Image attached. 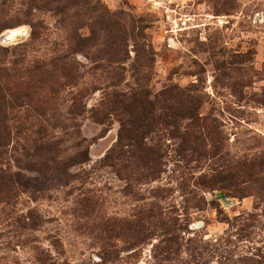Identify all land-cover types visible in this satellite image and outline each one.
<instances>
[{"label":"rangeland","instance_id":"1","mask_svg":"<svg viewBox=\"0 0 264 264\" xmlns=\"http://www.w3.org/2000/svg\"><path fill=\"white\" fill-rule=\"evenodd\" d=\"M60 4L0 0L17 95L0 114V264H264V0H90L102 21ZM138 79L150 100L170 87L196 100L145 127L155 179L105 160L129 120L108 96ZM176 237L178 252H156Z\"/></svg>","mask_w":264,"mask_h":264},{"label":"trees","instance_id":"2","mask_svg":"<svg viewBox=\"0 0 264 264\" xmlns=\"http://www.w3.org/2000/svg\"><path fill=\"white\" fill-rule=\"evenodd\" d=\"M57 2L62 3L60 4L61 6H58V8H56L58 11L63 12L73 7H77L81 10L84 9L85 12L83 15L90 11L96 13L95 20H104L105 14H98V10L95 6L89 7L90 0H57ZM129 22L132 24V21L129 20ZM121 23V19H115L112 24V29L114 30L115 27L120 26ZM118 30L120 32H115L114 30L113 35L111 36L112 41L119 42V45L124 46L128 30L125 28V26ZM130 32L134 33V27L130 30ZM138 36L135 39L137 55L142 56V62L140 61V64H144L143 66H146L148 68V70L146 71L147 73H149L153 60L152 49L149 44L142 42L143 36L141 32H139ZM138 39L140 41H138ZM0 51L4 52L6 50L0 48ZM39 69L41 68H38V70ZM5 71L6 70L4 68L0 67V114H3L2 107L4 108L9 105L10 101L15 100L17 96L16 93H14L13 87H11L8 83L2 81L4 78L11 79ZM146 71L143 72L142 70H137L136 72H138L139 74L143 72L142 74H144V76L142 78L146 80L148 76V74H146ZM68 77L72 78L70 75H68ZM114 85L115 84H113V86ZM150 95L151 92L143 84H141L140 79H138L136 87L130 89L126 93H122L121 91L115 89L109 94L107 100L108 105L112 108L116 107V105H121L126 110V114L129 115L127 116L129 120L126 126L122 124L123 126L121 128L120 138L118 142L119 145L116 147V149H113L110 154L106 156L105 160L107 162L110 161L111 163L119 164L128 172H130L132 164H135L139 169H141V173L145 170H149L148 172L145 171L146 177L155 179L156 173L151 170L150 164L153 161H156V153L152 149L145 148L142 144L145 127L149 126V124L151 123H154L157 118H165L170 112L169 105L171 103H176L177 105L187 104V106H189L188 110L190 109L191 112L194 113V115L196 114L197 110L195 107L196 100L194 101V98L190 94L183 92L176 87L166 88L160 94L155 96L153 100H150ZM159 105L164 111L163 116H158L155 114L156 109L157 107H159ZM182 109L185 110L184 107ZM102 114H104V110H97L95 115L93 114V116L96 117L95 119L98 122H100ZM146 121H148L149 123L146 124ZM130 124L131 128L129 127ZM196 125L199 126V124ZM2 128H6V122H4L3 117L0 116V130ZM195 129H197L196 126L194 130ZM191 136H194V141H196L197 143L200 141L205 142L204 133L201 132V130H198V132L194 131ZM127 145H130L132 148L129 150L128 148H126ZM130 159H132V162L129 163ZM257 166H264V161L259 162ZM255 167L256 165H250V168L252 169H255ZM229 223L230 222H228V224ZM164 242V246L156 247V252L158 251L160 255H162L163 253H167V255H169L170 253L179 251L178 237H176L175 239H166L164 240Z\"/></svg>","mask_w":264,"mask_h":264},{"label":"bare ground","instance_id":"3","mask_svg":"<svg viewBox=\"0 0 264 264\" xmlns=\"http://www.w3.org/2000/svg\"><path fill=\"white\" fill-rule=\"evenodd\" d=\"M19 34L18 30H11L7 32L6 38L8 40L13 39L14 37H16Z\"/></svg>","mask_w":264,"mask_h":264}]
</instances>
